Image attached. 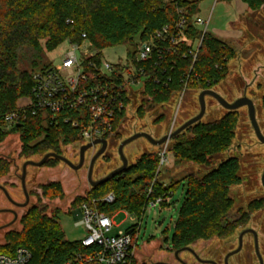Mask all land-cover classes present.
<instances>
[{"label":"trees","instance_id":"obj_1","mask_svg":"<svg viewBox=\"0 0 264 264\" xmlns=\"http://www.w3.org/2000/svg\"><path fill=\"white\" fill-rule=\"evenodd\" d=\"M240 1L253 11L264 5V0ZM196 2L0 0V141L16 133L22 143L21 154L28 155L38 149L41 153L43 149L60 156L61 146L81 142L79 130L63 123L65 114L52 120L49 114L31 115L28 111L25 119L13 126L5 122L8 114L19 110L31 97L33 74L50 68L51 64L44 63V54L53 52L67 41L80 44L81 34H85L86 40L97 51L94 60L98 63L103 49L127 46V56L131 57L132 49L139 42L148 40L163 26H169L175 33V23L180 16L184 18L185 26L169 53L162 51L161 59L153 55L151 66L149 62L139 65L145 71L142 95L148 101L136 109L137 115L144 112V105H166L183 91H204L218 86L229 73V63L236 54L213 34L207 32L201 36L193 23L198 12ZM199 39L201 44L192 62L189 51L195 48ZM73 116L75 114L68 115ZM236 116V112H228L218 121L192 125L184 131H191L190 137L184 133L176 136L169 151L175 163L208 166L211 157L224 153L231 146ZM125 119L124 111L116 116L112 128L114 134ZM158 164L157 153L142 155L123 173L93 188L79 200L76 209L83 203L92 205V201L97 200L96 208L108 216L126 211L140 219L151 200L164 192L173 193L182 186L183 201L170 240L172 250L189 247L200 240L225 239L236 231L229 189L240 183L237 158L227 157L201 178L188 175L173 187L158 181ZM8 167L9 163L0 159V176L5 175ZM150 187L154 190L152 197L147 196ZM42 190L45 198L62 197L59 184H49ZM109 193L114 195V201L106 204L102 200ZM161 207L168 208L169 204L163 203ZM21 227L20 231L4 236L0 254L11 255L18 247H23L31 254L27 264H66L76 255L91 251L83 248L81 241L65 240L59 211L47 217L33 206L22 218Z\"/></svg>","mask_w":264,"mask_h":264},{"label":"rangeland","instance_id":"obj_2","mask_svg":"<svg viewBox=\"0 0 264 264\" xmlns=\"http://www.w3.org/2000/svg\"><path fill=\"white\" fill-rule=\"evenodd\" d=\"M198 2L200 3V8H202L201 13L199 12ZM198 2H196L198 7V12L196 14L198 15L200 13L201 19L206 20L208 16L212 14L210 25L208 24V32L217 36V32L226 30L227 17H225L224 9L221 8V4H216L214 0H198ZM81 43L82 42H80V44ZM225 43L229 45L227 42ZM83 46L81 51L83 55L86 53L95 55L97 53V51L87 43L83 44ZM65 49L66 43L51 53H45L44 63L58 65ZM128 49L127 46L123 45L107 47L101 51L100 58L113 65L122 63L126 59ZM243 49H245L244 51L248 50L244 45ZM235 54L232 60H236V62L230 61L229 73L226 78L211 90L218 93L229 103H233L243 96L249 98L255 107L257 124L261 133L264 134V84H262V86H257L255 82L250 86H246L242 78L232 73L233 70L237 69L238 59L240 58V61H243L247 57V53L245 52ZM260 61L261 62L258 63L264 64V59ZM256 66H258V64ZM260 77L264 78V71L260 72ZM140 88L141 86L135 89L139 91ZM200 92L202 91H183L169 103L162 106L144 105V112L140 115H137L136 109L148 100L143 97L142 93L133 96L127 108L126 119L123 124L118 127L116 133L108 139V143L111 144V147H109L104 155L98 158L94 163L91 179L93 181L99 180L121 166L117 148L125 139H128L136 133L144 132L155 140H158L175 131L186 121L196 116L199 113L198 95ZM205 105L206 110L204 116L198 123L205 124L215 122L228 113V111L224 110L212 98L206 97ZM233 112H236L237 116L234 124V138L232 144L224 153L211 157L208 166H201L193 162H183L177 165L173 158V154L169 152L174 144V139L169 140L165 146L163 145L161 147L152 146L146 140L138 139L123 149V155L127 160L128 166H131L142 155L151 153H157L158 155L165 149L166 162L160 168L158 181L166 186H172L188 175H193L199 179L225 158L235 156L241 161L239 165V174L246 175L248 172L249 174L256 173V187L252 188L251 192L249 191L250 187H245L244 184L232 186L229 190V195L243 202V198L248 199L245 200L246 202L253 197L252 195L262 196L264 195V189L260 186V177L262 172H264V145L255 137L246 107H242ZM184 135L190 137L192 132H185ZM80 147L81 146L78 144L61 146L60 152L63 157L74 165H77ZM98 149L99 148L87 151L84 164L77 171H73L60 161L53 160H48L46 164L39 168L28 167L27 169L28 175L30 176V182L28 183V191L30 193L28 209L37 206L39 210L43 211V215L47 217H50L54 211H59L60 226L64 233L65 240L70 242L81 241L86 237V231L83 227H75V223L79 218H76L73 212L76 211L79 200L88 195L92 190L87 182V172L90 159ZM21 150L22 143L19 134H10L6 136L4 140L0 141V158H15L16 164L18 165V174H20L22 163L27 160L39 162L48 154L47 150L42 149L40 150L42 152L39 153L38 149V153L32 152L31 154L23 155L21 154ZM13 173L14 169L9 166L5 175L0 176V184L9 186L11 182H13L14 187L19 188L20 183L18 179H14L12 176ZM52 183L60 185L62 197L48 199L43 196L42 188ZM14 196L18 198L20 193L17 194L16 192ZM182 201L183 187L178 186L172 193V197L168 202V208H162L159 205L155 208L147 206L141 216V221L134 213H128L126 211L115 213L112 219L114 227L111 231V235H116L119 232H126L140 222V228L137 232V240L135 242L137 246L136 264H155L158 261H170L173 255V250H169L170 240L174 232L175 222L177 221ZM245 202L243 206H245ZM237 206L238 205H236L235 208ZM25 211L26 210L19 211V215L24 214ZM21 228V225L16 224L13 230L20 231ZM237 232L238 230L234 233ZM3 235L4 233H0V246L4 244ZM221 239L222 238H212L210 239V243H212L213 247H217L218 244L230 242V237L224 240ZM200 245V242H195L189 247L194 253H198ZM225 246L226 248L228 247V245ZM184 256L186 255L184 254ZM187 257L190 260L189 256Z\"/></svg>","mask_w":264,"mask_h":264},{"label":"built area","instance_id":"obj_3","mask_svg":"<svg viewBox=\"0 0 264 264\" xmlns=\"http://www.w3.org/2000/svg\"><path fill=\"white\" fill-rule=\"evenodd\" d=\"M179 14L181 15V12ZM193 23L201 31V36L208 32V20L196 17ZM184 26L185 20L180 16L174 25L175 33L171 32L169 26H163L148 40L139 42L132 49L131 57L126 56L122 63L115 65L101 58L97 63L94 60L96 54L81 53L83 44L91 46L85 34L80 35L81 44L67 41L58 65H51L49 69L33 74L31 97L19 110L5 117L6 124L13 126L24 120L28 111L31 115L49 114L52 120L65 114L63 123L79 130L81 142L78 145L83 146L97 139L108 141L114 135L112 128L116 116L123 111L127 115L132 97L143 91L145 71L139 65L149 62L151 66L153 55L161 59L162 51L164 54L169 53L177 43L178 35ZM200 44L201 39L195 48L189 51L192 62L197 56ZM139 86L141 88L138 91L135 88ZM71 114L75 116L68 117ZM158 156L157 172L166 162V150H162ZM153 195L154 190L150 187L147 196ZM171 197V192H164L151 200L147 206H161L168 203ZM102 201L111 204L114 195L109 193ZM97 202L93 200L92 205L83 203L76 209L79 220L76 221L75 227H83L86 231L81 245L91 251L86 255H76L66 264H132L137 257L135 242L140 222L126 232L111 235L114 214L108 216L100 212L96 208ZM30 258L31 254L26 248L18 247L11 255L0 254V264H27Z\"/></svg>","mask_w":264,"mask_h":264},{"label":"flooded vegetation","instance_id":"obj_4","mask_svg":"<svg viewBox=\"0 0 264 264\" xmlns=\"http://www.w3.org/2000/svg\"><path fill=\"white\" fill-rule=\"evenodd\" d=\"M109 147H111V144L108 143L106 150H108ZM3 160L9 163V166L13 167L14 173L12 176L14 179H18L20 183L19 188L14 187L13 182H11L9 186H3L0 184V233H4V238L6 234L14 231L13 227H15L16 224L21 225L22 218L29 211L28 207L30 193L28 191V183L30 182V176L28 175L27 169L28 167L32 166L26 167L24 177L22 173V167L25 163L34 161L27 160L22 163L20 174H18V165L16 164L15 158ZM238 160L240 165L241 161L240 159ZM218 166L219 165H216L215 168ZM239 173L240 169L238 168L237 174L240 178V183L235 186L244 184L245 187H250L249 191L252 192V188L256 187V173L254 172L249 174L248 172L246 175ZM262 175H264V172H262L260 177V186L262 189H264V185H262L261 182ZM22 178H24L23 182ZM16 192L17 194L20 193L18 198L14 196V193ZM252 196L253 197H251L250 200L246 202L245 200L248 199L243 198L245 202V206H243V201L237 200L234 198V196L231 197L229 195V198L233 201V206L231 209V216L233 218L232 220L235 224L236 231L238 230L237 233H233L231 236H229V243L224 242L218 244L217 247H213L212 243H210V240H200L198 241L201 244L199 246L200 249L198 253H194L190 247L189 248L192 252L181 251V249L173 250L172 260L158 261L155 264H264V195ZM236 205L238 206L235 208ZM24 210H26L25 213L19 215V211ZM225 245H228V247L226 248ZM170 249L171 247L169 246V250ZM184 254L186 256H184ZM187 256H189L190 260Z\"/></svg>","mask_w":264,"mask_h":264},{"label":"water","instance_id":"obj_5","mask_svg":"<svg viewBox=\"0 0 264 264\" xmlns=\"http://www.w3.org/2000/svg\"><path fill=\"white\" fill-rule=\"evenodd\" d=\"M206 97H209V98H212L213 100H215L224 110H226L228 112L236 111L242 107H246L248 118H249L251 127L254 131L255 137L257 138V140L262 145H264V134L261 133L260 128L257 124L256 115H255V107H254L253 102L249 98H247L246 96H243V97L235 100L233 103H229L223 97H221L218 93H216L212 90H204V91L200 92L198 95L199 113L196 116L189 119L188 121H186L184 124H182L180 127H178L175 131L169 133L168 135L161 137L158 140H155L150 135H148L144 132H140V133H136V134L132 135L131 137H129L128 139H125L124 141H122L117 148V154H118V158L121 162V166L119 168L115 169L114 171L110 172L108 175L100 178L99 180L93 181L91 179V175H92L94 163L97 161L98 158H100L102 155H104V153L106 151L108 141L104 140V139H97L91 143H88L86 145L81 146L79 149V161H78L77 165H74L73 163H71L69 160H67L63 156L56 155L54 153H48L39 162L29 161V162L25 163L22 167L23 177L25 176V170H26L27 166L41 167L49 159H56V160L62 162L63 164H65L67 167H69L73 171H77L84 164L85 153L91 149H95L96 147H98L99 148L98 151L90 159L88 172H87V182L89 183V185L91 186L92 189L96 188V187L112 180L113 178H115V176L123 173L128 168L127 160L123 155V149L127 145H129L130 143H132L138 139H144L149 144H151L152 146L161 147V146L165 145L169 140H172L176 136H178L179 134L183 133L186 129H188L192 125L197 124L199 121H201L203 116H204L205 110H206V105H205V98ZM23 179L24 178H22V182L24 181ZM261 182H262V185H264V175H262ZM181 251L192 252L189 247H185V248L181 249ZM177 253H178V251H177Z\"/></svg>","mask_w":264,"mask_h":264},{"label":"crops","instance_id":"obj_6","mask_svg":"<svg viewBox=\"0 0 264 264\" xmlns=\"http://www.w3.org/2000/svg\"><path fill=\"white\" fill-rule=\"evenodd\" d=\"M190 1L198 2V0ZM214 1L216 4H221V8L224 9L225 17H227V28L224 31L217 32V36L213 35L227 42L235 53H247V57L243 61H240L238 57L237 69L233 70L232 73L242 78L246 86H250L255 82L257 86H262L264 78L260 77V72L264 71V64L258 62L264 59V52H262L264 51V5L259 10L253 11L240 0L230 2ZM201 10L199 3L200 13ZM200 13L196 17L200 18ZM211 18L212 14L206 19V21H209V25ZM243 45L248 50L244 51ZM232 61L236 62V60ZM257 64L258 66H256ZM11 168L13 169V167ZM73 214L78 218L77 211H74Z\"/></svg>","mask_w":264,"mask_h":264}]
</instances>
